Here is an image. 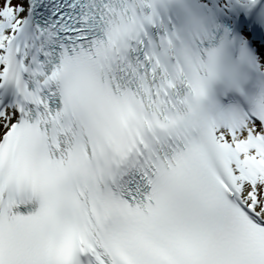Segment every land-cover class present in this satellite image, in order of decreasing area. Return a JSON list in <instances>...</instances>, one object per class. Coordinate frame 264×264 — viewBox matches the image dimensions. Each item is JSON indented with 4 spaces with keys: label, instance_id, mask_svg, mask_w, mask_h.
<instances>
[{
    "label": "snow or ice",
    "instance_id": "snow-or-ice-1",
    "mask_svg": "<svg viewBox=\"0 0 264 264\" xmlns=\"http://www.w3.org/2000/svg\"><path fill=\"white\" fill-rule=\"evenodd\" d=\"M0 264H264V0H0Z\"/></svg>",
    "mask_w": 264,
    "mask_h": 264
}]
</instances>
